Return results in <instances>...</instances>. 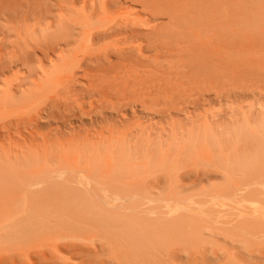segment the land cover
Masks as SVG:
<instances>
[{
    "label": "rangeland",
    "instance_id": "374dc122",
    "mask_svg": "<svg viewBox=\"0 0 264 264\" xmlns=\"http://www.w3.org/2000/svg\"><path fill=\"white\" fill-rule=\"evenodd\" d=\"M0 38V264H264V0H0Z\"/></svg>",
    "mask_w": 264,
    "mask_h": 264
},
{
    "label": "bare ground",
    "instance_id": "6f19581e",
    "mask_svg": "<svg viewBox=\"0 0 264 264\" xmlns=\"http://www.w3.org/2000/svg\"><path fill=\"white\" fill-rule=\"evenodd\" d=\"M10 7V6H9ZM58 20V19H57ZM7 38V37H6ZM68 38V37H67ZM1 39V38H0ZM69 39V38H68ZM22 41V40H21ZM68 43V41H65V43ZM25 45V44H24ZM7 46H9V45H7ZM19 46V45H18ZM5 49V48H4ZM11 50H12V48H11ZM37 50H39V47H38V49ZM30 51V50H29ZM51 51V50H50ZM183 51V50H182ZM46 52V51H45ZM40 53V52H39ZM34 54V53H33ZM42 54V53H41ZM46 54V53H45ZM53 54V53H52ZM30 57H32V56H30ZM49 58V57H48ZM187 58V57H186ZM36 60V59H35ZM8 63H9V61H8ZM16 63V62H15ZM10 65V64H9ZM1 67V66H0ZM156 67V66H155ZM3 68V67H2ZM9 68H10V66H9ZM153 73V72H152ZM32 74V73H31ZM155 74V73H154ZM155 76H156V74H155ZM160 79H161V77H160ZM158 80V79H157ZM249 80V79H248ZM97 86V85H96ZM128 90V89H127ZM126 90V91H127ZM158 90V89H157ZM159 91V90H158ZM131 93V92H130ZM199 93V92H198ZM165 102V101H164ZM198 103V102H197ZM55 104V103H54ZM111 109V108H110ZM104 111V110H103ZM162 113V112H161ZM81 117V116H80ZM52 120V119H51ZM81 120V119H80Z\"/></svg>",
    "mask_w": 264,
    "mask_h": 264
}]
</instances>
